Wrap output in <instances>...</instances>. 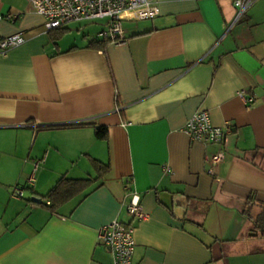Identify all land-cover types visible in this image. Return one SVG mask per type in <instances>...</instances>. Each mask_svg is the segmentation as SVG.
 Segmentation results:
<instances>
[{
  "label": "crops",
  "instance_id": "1",
  "mask_svg": "<svg viewBox=\"0 0 264 264\" xmlns=\"http://www.w3.org/2000/svg\"><path fill=\"white\" fill-rule=\"evenodd\" d=\"M149 1L158 15L124 21L115 44L106 19L58 34L27 0H0L16 16L0 36L24 38L0 56V264H111L98 229L130 222L127 178L147 214L131 264H264L250 242L264 213V0L239 17L233 0ZM200 110L231 126L213 175L219 146L182 130ZM61 177L90 181L51 208Z\"/></svg>",
  "mask_w": 264,
  "mask_h": 264
},
{
  "label": "built area",
  "instance_id": "2",
  "mask_svg": "<svg viewBox=\"0 0 264 264\" xmlns=\"http://www.w3.org/2000/svg\"><path fill=\"white\" fill-rule=\"evenodd\" d=\"M255 0H233L239 17ZM33 10L42 15L45 19V28L52 30L60 28L73 21H91L97 19L107 20L105 36L112 43L124 41L122 23L124 21H140L152 19L158 15V7L149 0H27ZM15 15L0 14L3 18L13 21ZM24 41L21 32L7 37L0 36V56H5L8 50L20 45ZM247 106L253 103V98L246 94L245 90L238 92ZM183 132L191 141L212 143L219 146V149L205 157L208 164L207 172L214 174V167L223 159V143L225 135L231 131V126L226 122L224 126L212 125L206 111L195 112L187 120L182 128ZM169 171L168 168H165ZM33 178L28 180L32 184ZM125 196L128 202L125 205L126 212L130 216L129 223H122L112 220L98 229V241L111 253V264H131V257L134 250L133 221L145 219L147 214L142 210L139 197L130 190V179L127 178L123 185ZM10 194L13 198L23 197V188L15 185L11 188Z\"/></svg>",
  "mask_w": 264,
  "mask_h": 264
},
{
  "label": "trees",
  "instance_id": "3",
  "mask_svg": "<svg viewBox=\"0 0 264 264\" xmlns=\"http://www.w3.org/2000/svg\"><path fill=\"white\" fill-rule=\"evenodd\" d=\"M61 28V27H60ZM60 28L53 29L58 34L62 33ZM109 40V39H108ZM88 123L78 122L70 124L71 126H83ZM106 136V129L102 127H95V137L102 139ZM97 167L106 169L105 165L97 164ZM90 181V179H68L66 177H61L56 185L49 190L46 197L49 199L51 208H56L62 202L71 198L75 193L82 190ZM23 188V187H22ZM248 215V209L245 211ZM254 227L259 231L261 236H264V213L257 215L254 219Z\"/></svg>",
  "mask_w": 264,
  "mask_h": 264
},
{
  "label": "rangeland",
  "instance_id": "4",
  "mask_svg": "<svg viewBox=\"0 0 264 264\" xmlns=\"http://www.w3.org/2000/svg\"><path fill=\"white\" fill-rule=\"evenodd\" d=\"M250 242H251L252 246L264 247V237H261V236L260 237H252L250 239Z\"/></svg>",
  "mask_w": 264,
  "mask_h": 264
},
{
  "label": "water",
  "instance_id": "5",
  "mask_svg": "<svg viewBox=\"0 0 264 264\" xmlns=\"http://www.w3.org/2000/svg\"><path fill=\"white\" fill-rule=\"evenodd\" d=\"M31 201H32V202H40L41 200H40L39 198L32 197V198H31ZM253 234H254V235H257L256 232H253Z\"/></svg>",
  "mask_w": 264,
  "mask_h": 264
}]
</instances>
